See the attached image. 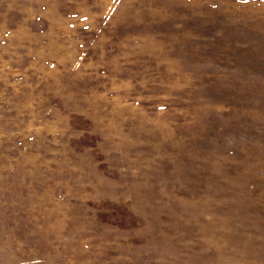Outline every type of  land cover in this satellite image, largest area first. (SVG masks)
<instances>
[{
  "label": "rangeland",
  "instance_id": "374dc122",
  "mask_svg": "<svg viewBox=\"0 0 264 264\" xmlns=\"http://www.w3.org/2000/svg\"><path fill=\"white\" fill-rule=\"evenodd\" d=\"M0 264H264V0H0Z\"/></svg>",
  "mask_w": 264,
  "mask_h": 264
}]
</instances>
